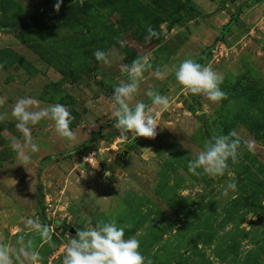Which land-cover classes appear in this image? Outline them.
Wrapping results in <instances>:
<instances>
[{"label": "rangeland", "instance_id": "374dc122", "mask_svg": "<svg viewBox=\"0 0 264 264\" xmlns=\"http://www.w3.org/2000/svg\"><path fill=\"white\" fill-rule=\"evenodd\" d=\"M57 2L0 0V113H9L0 122V242L24 235L34 239L39 264H62L76 228L114 219L153 264H264V0H63L59 12ZM149 26L159 39L146 42ZM96 50H115L111 66L96 60ZM141 55L153 69L136 100L150 104L151 87L171 102L155 139L124 138L114 127L113 87L128 80L121 65ZM186 58L222 73L227 99L194 95L174 73L153 75ZM22 97L68 107L77 140L42 120L32 128L40 151L23 166L10 145L11 137L22 139L10 115ZM232 130L256 147L242 146L238 163L229 161L231 175L189 172L205 141ZM230 182L237 188L225 197ZM38 184L50 243L23 223L44 224Z\"/></svg>", "mask_w": 264, "mask_h": 264}, {"label": "clouds", "instance_id": "9594fccd", "mask_svg": "<svg viewBox=\"0 0 264 264\" xmlns=\"http://www.w3.org/2000/svg\"><path fill=\"white\" fill-rule=\"evenodd\" d=\"M62 3L63 0H58L55 4L57 12ZM147 33L146 42L153 37L157 39L160 37V33L151 26L147 28ZM117 41L121 47L125 46L124 40L117 38ZM115 55V50L94 52L96 60L106 66H111ZM2 67L3 65H0V68ZM152 69L153 64L147 55L138 56L130 65H121V71L127 75L128 80L121 81L113 87L114 92L110 100L116 105L113 112L116 118L114 127L124 138L132 133L134 137L155 139L158 135L157 129L161 126L159 117L170 108V98L151 87L145 92L151 100L150 104L136 100L144 73ZM170 73H174L178 83L194 95L202 94L212 102L227 99V93L221 88L224 76L214 70L211 64L204 66L194 59L186 58L179 66L165 65L163 68L157 66L153 75L163 80ZM5 102L6 98H0V106ZM10 115L17 121L15 127L22 134V139L11 137L10 145L23 166L30 162V153L40 151L39 145L34 142L32 128L42 120L54 122L55 131L61 138L69 141L77 140V134L71 128L75 117L63 104L55 103L41 107L37 99L22 97L14 103ZM8 118L9 113H0V122ZM93 126L96 127V124L94 123ZM242 146L249 152H254L256 143L254 140L242 142L236 130L230 131L227 135L213 136L204 142L202 149L193 154V158L188 163V170L194 175L206 174L213 178L224 176L226 172L231 175L229 161L232 164L238 163ZM94 155L95 153H91L85 156L84 163L90 164ZM80 165L83 168L81 174L86 178L84 167ZM198 169H202V173L198 172ZM105 176H110V173L106 172ZM236 188V183L230 182L222 195L227 197L229 190L234 191ZM108 198L104 197L100 200ZM23 223L25 229L37 234L44 243L51 242L52 229L49 225L31 217L25 218ZM126 227L118 225L113 219L109 222L101 221L94 227L76 228V234L64 246L62 264H153L151 258L142 255L140 241L135 236L125 238ZM40 260V253L36 250L32 238L25 239L24 235H19L15 243L0 242V264H39Z\"/></svg>", "mask_w": 264, "mask_h": 264}, {"label": "trees", "instance_id": "16d2710c", "mask_svg": "<svg viewBox=\"0 0 264 264\" xmlns=\"http://www.w3.org/2000/svg\"><path fill=\"white\" fill-rule=\"evenodd\" d=\"M204 53V51L201 52V56ZM198 63L202 64V60H199ZM44 191H43V186L42 184H38L37 186V204H38V208L40 210V214H41V219L43 221V223L45 225L50 224L49 221H47L46 219V213H45V207H44ZM35 243V242H34Z\"/></svg>", "mask_w": 264, "mask_h": 264}, {"label": "water", "instance_id": "95a60500", "mask_svg": "<svg viewBox=\"0 0 264 264\" xmlns=\"http://www.w3.org/2000/svg\"><path fill=\"white\" fill-rule=\"evenodd\" d=\"M125 154H127V152Z\"/></svg>", "mask_w": 264, "mask_h": 264}, {"label": "built area", "instance_id": "2783aa9c", "mask_svg": "<svg viewBox=\"0 0 264 264\" xmlns=\"http://www.w3.org/2000/svg\"><path fill=\"white\" fill-rule=\"evenodd\" d=\"M94 159V158H93ZM92 161V160H91Z\"/></svg>", "mask_w": 264, "mask_h": 264}, {"label": "crops", "instance_id": "0c3cea01", "mask_svg": "<svg viewBox=\"0 0 264 264\" xmlns=\"http://www.w3.org/2000/svg\"><path fill=\"white\" fill-rule=\"evenodd\" d=\"M35 242V241H34Z\"/></svg>", "mask_w": 264, "mask_h": 264}]
</instances>
